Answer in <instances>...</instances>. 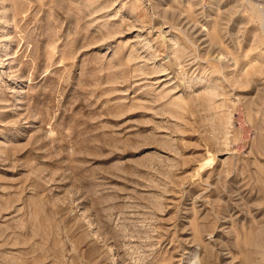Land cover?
<instances>
[{
    "label": "rangeland",
    "instance_id": "rangeland-1",
    "mask_svg": "<svg viewBox=\"0 0 264 264\" xmlns=\"http://www.w3.org/2000/svg\"><path fill=\"white\" fill-rule=\"evenodd\" d=\"M0 264H264V0H0Z\"/></svg>",
    "mask_w": 264,
    "mask_h": 264
}]
</instances>
